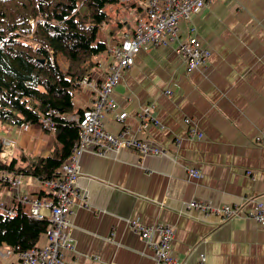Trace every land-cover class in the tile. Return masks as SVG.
Wrapping results in <instances>:
<instances>
[{
  "label": "crops",
  "instance_id": "0c3cea01",
  "mask_svg": "<svg viewBox=\"0 0 264 264\" xmlns=\"http://www.w3.org/2000/svg\"><path fill=\"white\" fill-rule=\"evenodd\" d=\"M193 24L199 40L212 51L206 65L188 72L177 45L145 46L124 72L114 92L117 107L107 118L112 132L125 127L161 145L175 160L143 158L133 150L82 158L78 186L91 208L85 209L80 200L75 203L71 220L76 251L66 254L72 264H157L133 230L132 219L174 226L173 249L182 264H198L200 254L206 255L207 264H264V228L247 217L226 222L187 206L192 200L214 206L264 202V140L256 143L257 137L264 138V0H213ZM127 26L124 34L135 27L132 22L129 30ZM182 31L187 37V24ZM106 43L110 48L117 41ZM106 55L105 68L109 52L97 58L103 65ZM104 74L98 72L96 78ZM93 101L92 93L83 90L75 108H88ZM151 103L162 127L142 126L139 114ZM123 112L128 116L119 123L116 117ZM187 118L204 134L202 141L189 137ZM18 129L0 122V139L12 143L9 162L21 155L52 153L54 134L37 125L22 133ZM187 167L196 168L201 178H191ZM23 182L18 192L1 185L0 202L11 207L15 193L31 196L39 190L34 179ZM251 209L249 205L245 210ZM45 242L42 237L38 245ZM16 259L0 255V264Z\"/></svg>",
  "mask_w": 264,
  "mask_h": 264
},
{
  "label": "built area",
  "instance_id": "2783aa9c",
  "mask_svg": "<svg viewBox=\"0 0 264 264\" xmlns=\"http://www.w3.org/2000/svg\"><path fill=\"white\" fill-rule=\"evenodd\" d=\"M136 2V27L124 35L119 44L110 48L109 64L105 68L102 79H85L81 82L82 89L89 90L93 96V104L84 109L81 114L68 115L64 118L75 123L80 129V141L75 147L72 158L61 169V175L52 180L37 181L51 199H41L39 196L17 195V203L29 207L28 214L45 220L50 224L45 235V243L36 248L18 252L15 249L0 250L2 257L10 254L16 256L14 264H72L67 260L68 252L74 253L76 246L73 233L75 225L71 220L77 200L85 209H90L87 194L80 189L78 181L82 176L81 160L86 154L108 157L110 153L118 154L121 150H133L141 157H167L175 160L168 150L151 140L138 138L129 129L123 127L118 133L112 132L107 123L108 116L115 111L117 105L114 92L119 85L124 72L135 64L143 48L152 45L156 48H168L177 45L176 53L187 67L188 72H194L206 65L212 51L199 40L193 18L207 8L213 0H130ZM134 5V4H133ZM188 25V35L183 37L182 24ZM102 66V65H100ZM157 106L151 103L142 108L139 117L142 126L153 124L162 127L154 117ZM51 115L58 116V112ZM126 112L117 115L119 123L127 118ZM189 137L202 141L204 134L195 123L187 118L184 120ZM27 127V126H25ZM41 127L50 133L54 132L55 123L52 118L41 120ZM264 138L259 136L256 143ZM6 143V142H4ZM181 139L175 140L179 147ZM190 177L199 180L201 173L194 167H187ZM24 176L8 171L0 172V184L12 189L21 188ZM252 205V209L245 210ZM189 210L202 212L208 216H220L224 221L247 217L261 228H264V202L248 201L241 205L223 204L214 206L210 202L192 200L187 204ZM0 213L12 216L16 213L14 207H6L0 202ZM133 230L138 233L147 247L152 251V257L157 264H182L175 255L173 244L175 228L169 224L148 225L140 219L130 220ZM198 264H207L205 254H200Z\"/></svg>",
  "mask_w": 264,
  "mask_h": 264
},
{
  "label": "trees",
  "instance_id": "16d2710c",
  "mask_svg": "<svg viewBox=\"0 0 264 264\" xmlns=\"http://www.w3.org/2000/svg\"><path fill=\"white\" fill-rule=\"evenodd\" d=\"M119 3L0 0V122L40 126L41 119L50 116L55 123V145L49 156L21 155L9 163L0 161V172L39 181L61 175L80 141L79 127L64 116L82 113L76 111V95L82 81L97 75L96 59L108 51L107 43L99 38L100 29L110 24L108 7ZM59 56L67 61V69L61 68ZM34 195L51 199L43 188ZM14 208L12 216L0 213V248L32 250L46 235L50 222L32 217L23 206Z\"/></svg>",
  "mask_w": 264,
  "mask_h": 264
},
{
  "label": "rangeland",
  "instance_id": "374dc122",
  "mask_svg": "<svg viewBox=\"0 0 264 264\" xmlns=\"http://www.w3.org/2000/svg\"><path fill=\"white\" fill-rule=\"evenodd\" d=\"M136 2H132L130 0H120V3L119 4H116V5H113L112 7H108V11L110 12V15H111V20H110V24L107 25V24H103L101 26V29H100V35H99V38L100 40H105L106 42H115V41H119L120 40V37L123 36V27H125V25L128 24L127 26V30H129L131 27H129V24H131V22L133 23V25H135L136 27V19H135V15H137L134 11H133V4H135ZM135 19V20H134ZM124 22H126L127 24H124ZM118 24V25H121L122 28L120 29H117L115 27V25ZM134 27V28H135ZM132 28V29H134ZM117 44V43H116ZM106 54V53H104ZM102 54V55H104ZM107 55L104 56V58L102 59L103 60V65L98 62L99 65H102V66H97V71L98 72H103L104 73V70H105V65H104V62L107 60ZM58 62L61 66V68H63L64 70L67 69L68 67V64H67V61L62 58L61 56H59L58 58ZM97 76L95 75L94 78H96ZM76 111H78V109H76ZM4 124V123H3ZM9 125V124H8ZM29 127H24V128H19L18 131L20 133H22L23 131L27 130ZM0 141L2 142V153L0 154V161L5 163V162H8V159H9V154L11 152V150L13 148H11L12 146V143H11V140H7V139H0ZM6 142V143H4ZM28 178H24V179H21V188L18 189V186L15 187L13 190L15 192H18L20 189L23 188V180H27ZM39 180H35L36 182V186L39 187V188H42L38 182ZM1 186V184H0ZM15 196H17V194L15 193ZM28 197H32V196H36V195H27ZM17 198V197H16ZM0 201H2L0 199ZM25 210L26 212L28 213V210H29V207H25Z\"/></svg>",
  "mask_w": 264,
  "mask_h": 264
},
{
  "label": "clouds",
  "instance_id": "9594fccd",
  "mask_svg": "<svg viewBox=\"0 0 264 264\" xmlns=\"http://www.w3.org/2000/svg\"><path fill=\"white\" fill-rule=\"evenodd\" d=\"M80 114H81V113H80ZM41 129H42L44 132L48 133V134H54V132H53V133H50V132L45 131L42 127H41Z\"/></svg>",
  "mask_w": 264,
  "mask_h": 264
},
{
  "label": "water",
  "instance_id": "95a60500",
  "mask_svg": "<svg viewBox=\"0 0 264 264\" xmlns=\"http://www.w3.org/2000/svg\"><path fill=\"white\" fill-rule=\"evenodd\" d=\"M1 152H2V145H0V154H1Z\"/></svg>",
  "mask_w": 264,
  "mask_h": 264
}]
</instances>
